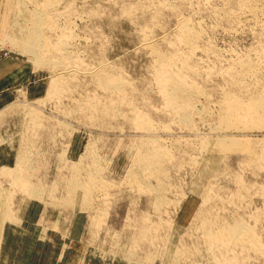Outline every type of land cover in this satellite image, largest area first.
Segmentation results:
<instances>
[{"label":"rangeland","instance_id":"obj_1","mask_svg":"<svg viewBox=\"0 0 264 264\" xmlns=\"http://www.w3.org/2000/svg\"><path fill=\"white\" fill-rule=\"evenodd\" d=\"M21 1L0 0V52L24 77L0 120V264H218L204 217L244 215L264 242V164L244 149L262 150L264 129H232L221 108L241 57L264 66V28L244 20L238 0ZM33 9L49 17L35 55L21 41ZM186 22L199 32L194 47L176 39ZM159 55L175 60L195 96L187 120L167 105ZM112 77L124 90L100 85ZM249 77L239 76L259 79ZM250 242L232 258L264 264Z\"/></svg>","mask_w":264,"mask_h":264},{"label":"bare ground","instance_id":"obj_2","mask_svg":"<svg viewBox=\"0 0 264 264\" xmlns=\"http://www.w3.org/2000/svg\"><path fill=\"white\" fill-rule=\"evenodd\" d=\"M166 1V0H165ZM223 2H226L228 3V1L230 2V0H222ZM20 2V1H19ZM22 2V1H21ZM29 2L28 0H23V2L21 3V6H25L27 7V3ZM146 2V1H145ZM168 2V1H167ZM55 3V2H54ZM238 5L241 6L244 10H246V13H245V17L243 16L244 13H242V16L244 17V20H246V22H255V25L257 26L256 23H258L259 25H261L263 28H264V22H261V21H264V0H238ZM169 4V3H168ZM229 4V3H228ZM144 5V4H143ZM151 5V4H149ZM154 5V4H153ZM161 8H163L161 6V4H159ZM158 5V7H159ZM165 5V4H164ZM224 5V4H223ZM226 5V4H225ZM171 6V5H169ZM230 6V5H229ZM149 7V6H148ZM152 7V6H151ZM154 7V6H153ZM240 7V8H241ZM49 8V7H48ZM135 8V7H134ZM131 9V8H130ZM22 10V9H21ZM38 9H33V10H30V21L28 22V24L25 26L24 24V27H22V32H24V34H27L26 37L24 36L23 39L21 41H23V43L25 44L26 48H27V51L30 53V54H33L35 55L36 52L35 50L36 49H41L45 48V46L48 44V41H46V37H44V34H43V31H42V27L45 28L43 25H45L46 23H48L47 21L49 20L47 18V14H45V10L42 11V10H38ZM227 10V9H226ZM225 10V11H226ZM222 11V10H221ZM224 11V12H225ZM228 11V10H227ZM226 11V12H227ZM234 11V10H232ZM25 12V11H24ZM24 12L22 14H24ZM223 12V13H224ZM226 12L224 14H226ZM238 13V12H237ZM240 13V12H239ZM238 13V14H239ZM227 14L230 16V18L233 19V22L238 19L236 18V14L234 15L233 12L231 13H228ZM226 15V16H228ZM24 16V15H23ZM26 16V15H25ZM24 16V17H25ZM228 16V17H229ZM239 16V15H238ZM224 17V16H223ZM227 17V19H228ZM241 17V16H239ZM28 18V19H29ZM232 19H229L232 21ZM235 19V20H234ZM51 20V19H50ZM213 20V19H212ZM239 20V19H238ZM243 20V19H242ZM243 20V21H244ZM19 21V20H18ZM223 21V19H222ZM240 21V20H239ZM226 22V20H225ZM245 22V21H244ZM261 22V23H260ZM51 23V22H50ZM49 23V24H50ZM236 23V22H235ZM19 23L18 22H15V24H12V28L13 26H16L18 25ZM53 24V23H52ZM148 24V23H147ZM232 24V23H231ZM157 25V24H156ZM243 25V24H242ZM254 25V23H253ZM254 25V26H255ZM23 26V25H22ZM240 26V25H239ZM237 26V27H239ZM250 26V25H249ZM253 26V27H254ZM18 27V26H17ZM58 27V26H57ZM155 27V26H154ZM242 27V26H241ZM258 27V26H257ZM260 27V26H259ZM261 27V28H262ZM180 28V27H179ZM178 28V29H179ZM252 28V27H251ZM255 28V27H254ZM24 29V31H23ZM181 32L179 35L178 38H176L178 40V44H184L185 46L187 47H194L197 43V40L200 38L199 36V32L197 33L189 23H185L183 24L182 26V29H180ZM262 30V29H261ZM14 31V30H13ZM56 31V30H55ZM151 32V31H150ZM261 32V31H260ZM264 32V31H262ZM141 33V32H140ZM145 33V32H144ZM254 34V33H253ZM257 34V33H256ZM259 35V34H258ZM263 37V35H262ZM62 38V37H61ZM67 38V37H66ZM257 38V37H256ZM58 39V38H56ZM65 39V37H64ZM66 40V39H65ZM200 40V39H199ZM76 41V40H75ZM64 42V41H63ZM199 42V41H198ZM258 42V41H257ZM264 42V41H263ZM263 42H259V43H262L261 46H263ZM175 43V41L173 42ZM50 45V44H49ZM49 45L47 46L49 48ZM68 45V44H67ZM260 45V44H259ZM55 46V45H54ZM60 46V45H59ZM69 46V45H68ZM174 46V45H173ZM260 46V47H261ZM46 47V48H47ZM58 47V46H56ZM180 47V46H179ZM183 47V46H182ZM25 48V49H26ZM59 48V47H58ZM62 48V46L60 47ZM66 48V47H65ZM263 48V47H262ZM64 49V48H63ZM62 49V51H63ZM187 49V48H186ZM192 49V48H191ZM257 49V48H256ZM259 49V47H258ZM50 50V49H49ZM66 50V49H65ZM264 50V49H263ZM261 51V48L259 51L261 52H264V51ZM46 51V50H45ZM48 51V49H47ZM57 51V50H56ZM177 51V50H176ZM258 52V51H256ZM43 53V52H42ZM45 53V52H44ZM60 53V52H59ZM65 53V52H64ZM191 53V52H190ZM210 53V52H209ZM249 54H253V52L249 51L248 52ZM183 54V53H182ZM185 54V53H184ZM248 54V55H249ZM251 54V55H252ZM256 54V53H255ZM253 54V56L255 55ZM262 56L263 53H261ZM41 55V54H40ZM65 55V54H64ZM69 55V54H68ZM247 54H245L246 56ZM247 55V56H248ZM257 55H259V53H257ZM37 56H38V53H37ZM174 56V55H173ZM178 56V55H177ZM256 56V55H255ZM48 57V56H47ZM69 57V56H68ZM38 58V57H37ZM44 57L42 56V59ZM187 58V57H186ZM240 58V57H239ZM242 59H239L236 63H235V70H232L234 71L233 73H230V77L228 79V82L232 85V89L230 88V91L228 93L225 94L224 96V99L223 101L221 100V108H222V116L223 119H224V122H225V125L228 124V126L230 128H236V129H255V130H263L264 129V83L259 81V79L263 80L264 81V77H262V74L264 76V70H262V67L261 64H259V62L256 60V63L251 61L253 57H251V60L249 59H245L243 57H241ZM159 74L160 76H157L158 79H161V82L162 83H165V84H162V90H163V95L166 97L165 99L167 100V105L169 106V108H171L172 111H175L177 113H181L184 115V117L182 116L183 119H186L185 117H188V113H190V111L192 109H190V111H187L184 109V105L186 107H189L191 106V103L193 104V102H191V97H195L193 96L194 94L193 93H189L190 89H188V87H186V83H185V78L183 76V74L178 71L179 69H175L174 65L176 64L173 60V58H169V57H166L164 55H159ZM183 59V58H182ZM237 59V58H236ZM255 59V58H254ZM259 60V57L257 58ZM261 59H264L263 57ZM260 59V60H261ZM41 60V59H39ZM45 60V59H43ZM177 60V59H176ZM181 61V60H180ZM184 61V60H183ZM235 61V60H234ZM263 61V60H261ZM260 61V62H261ZM46 62V61H45ZM187 62V61H186ZM258 62V63H257ZM54 63V62H53ZM175 63V64H174ZM181 63V62H180ZM44 64V63H43ZM57 64V63H56ZM59 64V63H58ZM64 64V63H63ZM62 64V65H63ZM52 65V64H51ZM60 65V64H59ZM158 65V64H157ZM185 65V64H184ZM187 65V63H186ZM263 65V64H262ZM152 66V65H151ZM49 67V66H48ZM53 67V66H52ZM187 67V66H186ZM184 67V69L186 68ZM200 67V66H199ZM188 68V67H187ZM186 68V70H187ZM183 69V68H182ZM190 69V68H189ZM219 69V68H218ZM228 69V68H227ZM231 70V68H230ZM155 71V70H154ZM156 72V71H155ZM196 72V71H195ZM221 72V71H220ZM228 72V71H227ZM226 72V73H227ZM232 72V71H230ZM263 72V73H262ZM193 73H194V70H193ZM262 73V74H261ZM212 74V73H211ZM217 74V73H216ZM228 74V73H227ZM198 75V74H197ZM242 76L243 78L245 76H253L252 78L254 77H258L259 79H255V83L254 82H250L252 85L253 83L255 84V86H251L249 87L248 85L250 83H247L245 84L244 83V79H240L239 76ZM64 76V75H63ZM196 76V74H195ZM228 76V75H227ZM226 77V76H225ZM250 80H252V78H250ZM262 77V78H261ZM113 78V77H112ZM112 78H107V81H104L103 84H100L104 85V87H107V89L109 88H112L113 87V90H117L118 92L124 90V85L123 82H121L122 86L118 83H120L121 81V78L119 79L120 81H118V78L114 77L113 79H117V80H113ZM187 78V77H186ZM157 79V78H155ZM226 79V78H225ZM246 79V78H245ZM100 80V79H99ZM103 81V80H102ZM118 81V83L116 82ZM160 81V80H159ZM170 81V82H169ZM253 81V80H252ZM169 83V84H168ZM159 84V83H158ZM192 85V84H190ZM196 85V84H195ZM122 87V88H121ZM237 88V91H242L244 92V94H237L234 89ZM192 89V88H191ZM229 89V88H228ZM189 94H191L192 96H190V99L186 102L181 103V99L185 98V96H188L185 95V92H187ZM196 91V90H195ZM203 91V90H202ZM224 91V89H223ZM191 92V91H190ZM122 93V92H121ZM124 93V92H123ZM199 94V93H198ZM185 95V96H184ZM111 98V97H110ZM195 99V98H194ZM118 100V99H117ZM114 103V102H113ZM98 105V104H97ZM95 107V106H94ZM167 107V106H166ZM193 108V107H192ZM91 109V108H90ZM138 109V108H137ZM94 110V109H93ZM100 110V109H99ZM135 110V109H134ZM179 111V112H178ZM136 112V111H135ZM139 112V111H138ZM209 112V111H208ZM221 115V114H220ZM181 116V115H180ZM195 116V115H194ZM34 117V116H33ZM123 117V116H122ZM131 117V116H130ZM143 117V116H142ZM192 117V116H190ZM36 118V117H35ZM140 118V117H139ZM37 119V118H36ZM138 119V118H136ZM191 119V118H190ZM189 119V120H190ZM187 120V119H186ZM141 122H144L141 120ZM140 122V123H141ZM186 123H188V121H186ZM135 124H136V121H135ZM148 124V123H147ZM182 125V124H181ZM224 125V126H225ZM227 126V127H228ZM187 127V126H186ZM223 130V129H222ZM254 130V131H255ZM135 131V130H134ZM150 134V133H149ZM147 135V134H146ZM152 136V135H150ZM221 139V138H220ZM153 140V138H152ZM244 140V139H243ZM147 142V141H146ZM153 142V141H152ZM155 142V141H154ZM246 142V141H245ZM232 143L233 145H237L239 144V142H237V140H232ZM157 144V143H156ZM155 145V144H154ZM263 146V145H262ZM155 147V146H154ZM260 147V146H259ZM157 150H162V149H159L160 147H156ZM244 148V147H242ZM239 149V148H238ZM245 151H248L250 152L253 157L255 158H262V160L264 159V147L262 150L259 151V149L256 150H253L252 149V146L250 144V142H248L246 144V147L244 148ZM149 150V149H148ZM156 149L154 150L153 148V152H156L157 151ZM243 150V149H242ZM159 151V152H160ZM166 151V150H165ZM158 152V151H157ZM246 153V152H244ZM155 154V153H154ZM157 154V153H156ZM247 154V153H246ZM249 156V155H248ZM143 157V156H142ZM247 157V155H246ZM153 159V158H152ZM248 159V157H247ZM147 161V159H145ZM155 160V159H154ZM261 160V159H259ZM260 161L264 164V160L263 161ZM255 161V160H254ZM171 162V161H170ZM240 162V161H239ZM256 162V161H255ZM159 163V162H158ZM256 163H259V162H256ZM255 163V165H256ZM248 165V164H247ZM260 165V164H258ZM258 167V166H257ZM133 169V168H132ZM160 169V168H159ZM258 169V168H257ZM132 171V170H131ZM130 171V172H131ZM150 172V171H149ZM157 172V171H156ZM262 172V171H261ZM179 174V173H178ZM230 175V174H229ZM233 175V174H232ZM241 176V175H240ZM260 177V176H259ZM95 179V178H94ZM92 179V180H94ZM240 179V178H239ZM91 180V179H90ZM212 180V179H211ZM84 181V180H83ZM210 181V180H209ZM92 182V181H91ZM241 182V181H240ZM244 183V182H242ZM22 184V183H21ZM98 184V183H97ZM182 184V183H181ZM96 185V184H95ZM208 185V184H207ZM212 185V184H211ZM255 185V184H254ZM82 186H85L87 187L86 190H88L89 194L91 191V187H92V183H87L86 185L83 184L82 182H80L79 180H74L72 182V187L73 188H78V187H82ZM93 186H94V183H93ZM93 188V187H92ZM247 187H245L246 189ZM257 188V187H256ZM219 189V188H218ZM240 189V187H239ZM254 189V188H253ZM248 190V189H247ZM246 190V191H247ZM250 190V189H249ZM260 190V189H259ZM253 191V190H252ZM87 192V194H88ZM209 192V191H208ZM211 192V191H210ZM249 192V191H248ZM151 193V192H150ZM207 193V192H206ZM254 193V192H253ZM252 193V194H253ZM88 194V195H89ZM208 194V193H207ZM229 194V193H228ZM247 194V193H246ZM245 194V195H246ZM219 195V194H218ZM202 197V196H201ZM209 197V196H208ZM208 197H207V200H208ZM211 197V196H210ZM215 197V196H214ZM212 197V198H214ZM218 197V196H217ZM216 197V198H217ZM247 197V196H246ZM250 197V196H249ZM248 197V198H249ZM262 197V196H261ZM219 198V197H218ZM260 198V197H259ZM215 199V198H214ZM222 199V198H221ZM257 200V199H256ZM210 201H212V199H210ZM221 201V200H220ZM227 201V200H226ZM214 203V202H213ZM224 203V201H223ZM227 203V202H226ZM225 204V203H224ZM243 204V203H242ZM244 205V204H243ZM156 206V205H155ZM216 206V205H215ZM229 206V204H228ZM240 206V205H239ZM242 206V205H241ZM209 207V206H207ZM219 207V206H218ZM222 207V206H221ZM220 207V209H221ZM237 207V206H236ZM249 207V206H248ZM205 208V207H204ZM210 208V207H209ZM213 208V207H211ZM239 208V207H237ZM244 208V207H241V209ZM247 208V207H246ZM245 208V209H246ZM244 209V210H245ZM261 209V208H260ZM263 209V208H262ZM215 210V209H214ZM224 210V209H223ZM258 210V209H257ZM264 210V209H263ZM203 211V210H202ZM208 211V209H207ZM233 211V210H232ZM251 211V210H249ZM166 212V211H165ZM198 212V211H197ZM210 212V211H209ZM208 212V213H209ZM222 212V211H221ZM226 212V211H225ZM230 212V211H229ZM237 212V211H236ZM243 212V211H242ZM246 212V211H245ZM201 213V212H200ZM217 213V212H216ZM249 213V212H248ZM162 214V213H161ZM167 214V213H166ZM201 214H204V212H202ZM211 213H209L208 215L211 216L212 218V215H210ZM219 214V213H218ZM222 214V213H221ZM233 214V213H232ZM244 214V213H243ZM199 215V213H198ZM214 215V214H213ZM203 216V215H201ZM205 216V214H204ZM239 216V215H238ZM244 215L240 216V217H234V219L232 220H229L227 218L224 217L223 220L221 221H218L220 219V217L218 216V218L216 219H207V218H201L200 216H198V219L201 218L203 221H202V232H203V236L206 237V241H204V243L207 244V247H208V250L211 252V254L213 255H216L217 256V253H219V257H224L225 259H220V260H223L222 263L220 262V260H217L219 261L218 264H242L241 263V259L239 260L238 259V263H237V259L240 252H244L245 249L247 248L246 244L249 243L250 241H252V243L250 244L251 246V249L253 248L256 252L257 251H261V254L264 256V242L260 240V236H257L256 233H254V228L253 226H250L249 223L246 221V219L242 218ZM250 216V215H249ZM216 217V216H215ZM214 217V218H215ZM223 217V216H222ZM247 217V216H246ZM251 217V216H250ZM146 218V217H145ZM149 218V217H148ZM195 218V217H194ZM197 218V217H196ZM210 218V217H209ZM144 220V218H143ZM147 220V219H146ZM145 220V221H146ZM197 220V219H196ZM200 220V219H199ZM198 221V220H197ZM201 221V220H200ZM253 222V221H252ZM256 222V220H255ZM259 222H261L259 220ZM263 222V221H262ZM173 223V222H172ZM192 223V222H191ZM199 223V221H198ZM258 223V222H257ZM261 224V223H260ZM143 225V223H142ZM157 225V224H156ZM199 225V224H198ZM200 225V226H201ZM147 226V225H146ZM193 226V225H192ZM197 226V225H196ZM145 227V226H144ZM141 228V226H140ZM148 227H146V230H147ZM153 228V227H152ZM159 228V227H158ZM200 228V227H199ZM259 229V228H258ZM141 230H144L145 229H141ZM151 230V229H150ZM195 232V231H194ZM140 233V232H139ZM149 231H148V236L149 235ZM159 233V232H158ZM201 233V232H200ZM263 233V232H262ZM259 234H260V231H259ZM144 235V234H143ZM147 235V234H146ZM140 236V235H139ZM147 236V237H148ZM202 236V237H203ZM142 237V235H141ZM194 237V235H193ZM204 237V239H205ZM154 238V237H153ZM152 238V239H153ZM161 239V238H160ZM164 239V238H163ZM195 239V238H194ZM263 239V238H262ZM135 240V239H134ZM155 240V239H154ZM157 240V239H156ZM156 240L154 242H156ZM159 240V239H158ZM260 241H261V244H260ZM182 242V241H181ZM152 243V242H151ZM249 245V244H248ZM142 246V245H141ZM196 246V245H195ZM151 247V246H150ZM157 247V246H156ZM195 248V247H194ZM151 249V248H150ZM157 249V248H156ZM203 249V248H202ZM179 250V249H178ZM177 250V251H178ZM195 250V249H194ZM152 251V250H151ZM180 251V250H179ZM239 252V254H237ZM250 251V250H249ZM199 252V251H198ZM255 252V253H256ZM258 252V253H259ZM202 253V252H201ZM251 253V252H250ZM164 254V253H163ZM235 254H236V260H234L232 258V256L235 257ZM252 254V253H251ZM238 255V256H237ZM242 255V254H241ZM215 256V258H216ZM250 255H248L247 257L248 258H251L249 257ZM262 256V258H263ZM211 257V256H210ZM214 257V256H213ZM226 257H230V258H226ZM246 257V256H245ZM242 258L243 260L245 259ZM246 257V258H247ZM188 258V257H187ZM232 258V259H231ZM241 258V257H240ZM176 259V258H174ZM173 259V260H174ZM219 259V258H217ZM187 261V260H186ZM195 261H198V260H195ZM214 261V260H213ZM234 261H236L234 263ZM249 261V259H248ZM252 261V260H251ZM264 261V260H263ZM176 263V260L174 261ZM199 262V261H198ZM191 263V262H190ZM193 263V262H192ZM244 263V262H243ZM252 263V262H251ZM177 264V263H176ZM194 264V263H193ZM196 264V263H195ZM250 264V263H249Z\"/></svg>","mask_w":264,"mask_h":264},{"label":"crops","instance_id":"obj_3","mask_svg":"<svg viewBox=\"0 0 264 264\" xmlns=\"http://www.w3.org/2000/svg\"><path fill=\"white\" fill-rule=\"evenodd\" d=\"M19 63L18 59L4 57L0 52V120H3L4 111L17 97L19 90L23 89L21 87H24L22 83L24 77H20L17 72H14ZM0 125V137H2V122Z\"/></svg>","mask_w":264,"mask_h":264}]
</instances>
